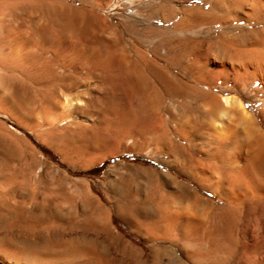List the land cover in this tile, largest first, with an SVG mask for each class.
I'll use <instances>...</instances> for the list:
<instances>
[{
  "label": "rangeland",
  "instance_id": "1",
  "mask_svg": "<svg viewBox=\"0 0 264 264\" xmlns=\"http://www.w3.org/2000/svg\"><path fill=\"white\" fill-rule=\"evenodd\" d=\"M157 2L0 0V254L159 264L174 247L147 241L160 208L175 210L184 191L212 199L215 175L256 166L264 180V164L209 158L210 147L200 155L181 138L183 116L201 110L172 77L208 88L185 77L196 66L181 1L166 0L164 15Z\"/></svg>",
  "mask_w": 264,
  "mask_h": 264
},
{
  "label": "bare ground",
  "instance_id": "2",
  "mask_svg": "<svg viewBox=\"0 0 264 264\" xmlns=\"http://www.w3.org/2000/svg\"><path fill=\"white\" fill-rule=\"evenodd\" d=\"M165 1L158 0L157 13L166 14ZM180 1V25L184 40L193 46L192 61L196 66L185 77L191 84L208 88L201 90L172 77L173 90L185 92L186 98L198 104L202 114L199 118L183 116L185 129L180 132L181 138L190 142L194 153L200 155L202 148L210 147L209 158L246 160L254 163L253 167L256 163L264 164V0ZM235 25L243 27L234 28ZM216 27L221 32L214 36ZM228 32L233 35L229 36ZM208 40L214 42L206 45L207 49ZM209 47L216 52L212 54ZM184 100L181 106L186 105ZM250 102L261 104L257 114L250 110ZM196 124L203 131L197 128L196 131ZM172 146L174 155L178 156V146L173 143ZM182 152L185 155L183 149ZM254 168L249 174H214L217 177L213 176L214 186L209 189L212 199L184 191L176 196L177 209L160 208L161 220L151 231H146L150 236L147 241L169 242L174 247L164 251V262L161 263L159 254L156 261L159 264H264V180L259 179L256 169L254 174ZM96 205L105 216V210L99 203ZM123 245L139 254L132 245L125 242ZM24 247L31 249L29 244ZM177 249L180 259L173 255ZM23 257L5 251L0 254V264H44L41 256H29L25 263ZM87 263L113 264L103 263L95 254L87 258Z\"/></svg>",
  "mask_w": 264,
  "mask_h": 264
}]
</instances>
